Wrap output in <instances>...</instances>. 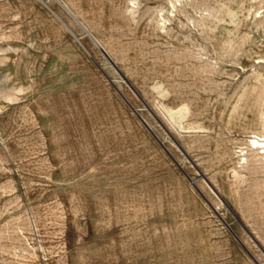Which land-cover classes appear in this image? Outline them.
<instances>
[{
    "label": "rangeland",
    "instance_id": "rangeland-1",
    "mask_svg": "<svg viewBox=\"0 0 264 264\" xmlns=\"http://www.w3.org/2000/svg\"><path fill=\"white\" fill-rule=\"evenodd\" d=\"M0 264H264V0H0Z\"/></svg>",
    "mask_w": 264,
    "mask_h": 264
},
{
    "label": "water",
    "instance_id": "water-1",
    "mask_svg": "<svg viewBox=\"0 0 264 264\" xmlns=\"http://www.w3.org/2000/svg\"><path fill=\"white\" fill-rule=\"evenodd\" d=\"M92 36V35H91ZM93 39L95 40V38L93 37ZM96 41V40H95ZM99 42V41H98Z\"/></svg>",
    "mask_w": 264,
    "mask_h": 264
},
{
    "label": "bare ground",
    "instance_id": "bare-ground-1",
    "mask_svg": "<svg viewBox=\"0 0 264 264\" xmlns=\"http://www.w3.org/2000/svg\"><path fill=\"white\" fill-rule=\"evenodd\" d=\"M96 43H97V41H96Z\"/></svg>",
    "mask_w": 264,
    "mask_h": 264
}]
</instances>
